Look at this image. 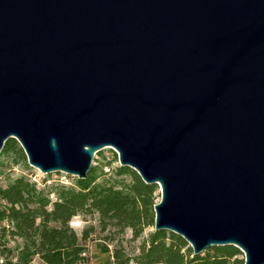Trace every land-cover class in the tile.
<instances>
[{"label": "water", "instance_id": "1", "mask_svg": "<svg viewBox=\"0 0 264 264\" xmlns=\"http://www.w3.org/2000/svg\"><path fill=\"white\" fill-rule=\"evenodd\" d=\"M87 178L112 147L155 230L264 264V0H0V154Z\"/></svg>", "mask_w": 264, "mask_h": 264}, {"label": "trees", "instance_id": "2", "mask_svg": "<svg viewBox=\"0 0 264 264\" xmlns=\"http://www.w3.org/2000/svg\"><path fill=\"white\" fill-rule=\"evenodd\" d=\"M97 154L102 155L101 151ZM13 157L14 164L29 167L27 156L15 139H9L0 158ZM96 163V159L94 161ZM112 162L93 164L87 178L75 177L72 186L43 187L20 176L0 187V238L17 242L15 261L8 264H87L85 242L93 226L79 234L71 221L77 216L99 217L103 231L115 234L132 231V240L142 238L139 253L129 255L117 247L113 264H244L243 253L234 246L211 247L194 254L185 239L173 232L155 230V205L159 186L146 184L129 167L111 168ZM110 168V171H107ZM21 241V243L18 242ZM104 251L110 253L108 246Z\"/></svg>", "mask_w": 264, "mask_h": 264}, {"label": "rangeland", "instance_id": "3", "mask_svg": "<svg viewBox=\"0 0 264 264\" xmlns=\"http://www.w3.org/2000/svg\"><path fill=\"white\" fill-rule=\"evenodd\" d=\"M102 155L96 154V163L103 164L111 161L112 167L116 168L121 166L119 161V155L112 147H107L101 150ZM94 159V161H95ZM93 161V164L96 163ZM110 171V168H107ZM26 176L32 181L36 182L38 187H43L44 182L48 181V184H64L66 186H72L74 184V176H70L66 173L55 172L51 174H43L40 170L31 167H25L22 164L15 165L13 157L9 156L5 159L0 158V187H6L12 180ZM158 202L161 200V189L159 187ZM71 226L81 234L86 227L93 226L95 232L85 242L87 247L86 257L87 264H113L111 258L112 253L117 247L124 248L125 252L131 256L139 253L140 246L144 237L152 231V229L146 230L144 236L138 240H132V231L127 230L124 234H115L113 230L103 231L99 224V217L94 216H77L71 221ZM21 243L20 240H18ZM17 242L9 238H0V264H8L9 260L15 261L17 254L16 246ZM108 246L110 253L104 251ZM244 257V256H243ZM32 264H43L38 258L34 260ZM131 264H136L132 262Z\"/></svg>", "mask_w": 264, "mask_h": 264}]
</instances>
